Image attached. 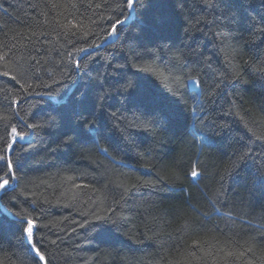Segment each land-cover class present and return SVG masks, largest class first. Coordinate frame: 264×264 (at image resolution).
I'll return each mask as SVG.
<instances>
[{
  "label": "trees",
  "instance_id": "obj_1",
  "mask_svg": "<svg viewBox=\"0 0 264 264\" xmlns=\"http://www.w3.org/2000/svg\"><path fill=\"white\" fill-rule=\"evenodd\" d=\"M0 156V264H264V0H0Z\"/></svg>",
  "mask_w": 264,
  "mask_h": 264
},
{
  "label": "snow or ice",
  "instance_id": "obj_2",
  "mask_svg": "<svg viewBox=\"0 0 264 264\" xmlns=\"http://www.w3.org/2000/svg\"><path fill=\"white\" fill-rule=\"evenodd\" d=\"M134 5H135V0H127V6H128L129 8L134 7ZM121 24H122V21H120V19L117 18L116 22L112 25L113 33H115V32L118 31V28H119V26H120ZM81 51H83V50H81ZM36 95H39V93H36ZM26 127L29 128V129H31V128L34 127V125H33L32 123H28V124L26 125ZM11 135H12V137H13L14 139H13V142H12V143H9V144L7 145V148H8L9 150H12V149H13V145H14L16 139H20V140H22V139L25 138V133H24V132H18V130H17L16 128H12V130H11ZM0 161H3V157H2V156H0ZM6 167H7L9 170H13V169H14V165L12 164L11 161H8V162L6 163ZM2 170H3V169H0V171H2ZM191 175H192L193 177H196V176H197V172H196V171H193V172L191 173ZM7 184H8V180H3L2 182H0V188H5V187L7 186ZM33 224H34L33 220L29 219V220L27 221V227H25V228L23 229V232H24V234H26V237H27V240H28L29 244H32V243L34 242V241H33ZM33 251H34V252L36 253V255L39 257V260H40V261H44L45 257H44L43 255H40L39 249L34 248Z\"/></svg>",
  "mask_w": 264,
  "mask_h": 264
},
{
  "label": "water",
  "instance_id": "obj_3",
  "mask_svg": "<svg viewBox=\"0 0 264 264\" xmlns=\"http://www.w3.org/2000/svg\"><path fill=\"white\" fill-rule=\"evenodd\" d=\"M132 13H133V9H131L129 16H132ZM127 19H128V17L125 18V19H122V20H120V21L124 22V21H126ZM112 34H113V37L110 38L109 40H112L113 38H115L116 34L113 33V32H112ZM109 40H106V41H104L103 43L108 42ZM84 50H87V49H84ZM29 135H30V133L27 134L26 137H28ZM12 142H13V141H12ZM1 207H2V206H1ZM6 212H7V211H6ZM8 214L11 215L10 213H8ZM26 220H27V219H26ZM27 221H28V220H27ZM30 245H31V244H30ZM31 247L34 249V246L31 245ZM40 255H42V254H40ZM44 261H45V260H44ZM44 261H43V264H44Z\"/></svg>",
  "mask_w": 264,
  "mask_h": 264
},
{
  "label": "rangeland",
  "instance_id": "obj_4",
  "mask_svg": "<svg viewBox=\"0 0 264 264\" xmlns=\"http://www.w3.org/2000/svg\"><path fill=\"white\" fill-rule=\"evenodd\" d=\"M113 37V34L110 36V38H112ZM190 84H191V86L192 87H194L195 88V85H194V81L193 80H190ZM195 89H197V88H195ZM25 138H26V135H25ZM13 137H12V141H13ZM17 140V139H16Z\"/></svg>",
  "mask_w": 264,
  "mask_h": 264
}]
</instances>
